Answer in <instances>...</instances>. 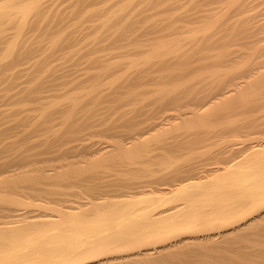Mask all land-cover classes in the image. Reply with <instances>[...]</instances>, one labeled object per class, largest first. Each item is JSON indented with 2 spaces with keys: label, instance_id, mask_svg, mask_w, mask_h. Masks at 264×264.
Segmentation results:
<instances>
[{
  "label": "bare ground",
  "instance_id": "bare-ground-1",
  "mask_svg": "<svg viewBox=\"0 0 264 264\" xmlns=\"http://www.w3.org/2000/svg\"><path fill=\"white\" fill-rule=\"evenodd\" d=\"M46 1H49V0H36V1L34 0V1H32L33 2L32 4L28 3L30 5L26 4L25 6H23V8L18 9V11L20 10L19 11L20 20H18L19 23L17 24L16 34L14 35V38H13L11 44L4 50L3 53L0 54V84L1 83L4 84L6 82L4 84L5 89H3V87H2L3 90L1 89V91H0L1 92L0 103H3V102H6L7 104L12 103L15 105H12V104L11 105L13 107H15L20 102L22 103L25 100L27 101L26 98L30 97L31 94L36 93L38 95L41 92H43V91L45 92L48 89H50V90L52 89L53 91L61 89V87L64 85L61 84V82H59V84H57L58 79L69 77L68 72H67V71H69V69H67L68 68V66H67L68 61L65 62V63H67L65 65V66H67V68L65 66H62L61 65L62 61H60L61 63H59V68H56V67L52 68V69H55L54 71H50L47 68L45 70L49 71V72L46 74V73H44L45 71L43 73H41L42 72L41 68L42 67L46 68L47 66H42L43 64H41V62H42L41 61L40 62L41 67H40V64H37V60H38V59H36L37 57L34 56L35 57L34 61L36 60V63L32 62V65H29L30 66L29 69H23V70L17 69L19 67L18 65L21 63V61H23L22 64L24 65V62H26L24 60H26V58L29 55L31 56V54L35 53L37 56L39 55V57H38L39 59H41V57L43 56L42 52H44V51H42L41 49L42 48L44 49V47L46 48V46H43L44 44L41 45L42 43H39L42 41L41 36H43V35H41L38 38V40H40V41L33 42V43H38L39 45H41V46H39L40 50L38 48H36V50H37V51L35 50L36 52L31 50L33 48H29L30 52L27 51V49H25L23 47V43H24L23 41L25 40V33H27V37H28L29 33L27 32V30L32 29V27L34 28V26H33L34 22L33 21H35V19L32 20L33 16L37 12H38V15H39V13H43V12H39L40 10L38 11V9ZM50 1H56V0H50ZM251 1L252 0H248L249 3H251ZM75 2H76V0H75ZM52 3L53 4L54 3L59 4L58 0L56 2H52ZM52 3H51V6L49 7V9L50 8L54 9V6L52 7ZM174 3L176 4V2H174ZM246 3H247V0H246ZM253 3H254V1H253ZM257 3L259 5L260 2H257ZM48 4H50V3H48ZM76 5H78L79 7L81 6V5H79V3L78 4L76 3V4H74V8ZM176 5H171L172 7H170V9L171 8L173 9V6H176ZM184 6H186V5H184ZM260 6H262V5H260ZM200 7H201V5H200ZM250 7H252V6H250ZM6 8L3 7L0 9V19L3 16L6 17L7 13L9 12ZM150 8H152V7H150ZM235 8H236V6H235ZM255 8H257V7H255ZM255 8L252 7V9H255ZM52 10H50V11H52ZM56 10L55 11L58 12V14H60L59 8L58 9L56 8ZM134 11H136V10L134 9ZM154 11H155V9H154ZM176 11H178V9ZM234 11L235 10L233 9V12ZM244 11H246V10L244 9ZM248 11L251 12L250 8L248 9ZM17 12H16V14H18ZM159 12H161V11H159ZM166 12H164V13H166ZM198 12H201V11H198ZM130 13L134 14V12H132V11H130ZM136 13H137V11H136ZM155 13H156V11H155ZM155 13H153V14H155ZM229 13L232 14L231 11ZM171 14L173 15V13H171ZM238 14H240V13L238 12ZM38 15H36L35 17H37ZM69 15H70V13H69ZM137 15H139V13ZM188 15H189V13H188ZM200 15H202V14H200ZM240 15L241 16L246 15V13L240 14ZM58 16H60V15H58ZM66 16H67V13H66ZM126 16H128V15H126ZM126 16H123V19ZM236 16H237V14L235 15V17ZM60 17H58V18L61 19L64 16L61 18ZM89 17H91V16H89ZM114 17L111 16L108 19H106L107 18L106 17L105 19L101 20V22H100L101 26L98 23L99 28H98V26H97V28L101 30L104 27H107V26L110 27V24L108 25V22L110 23V21ZM205 17L207 18V15ZM244 17H242V19ZM249 17H250V15H249ZM259 17H260V15H259ZM55 18H57V17H55ZM129 18H127L128 21H126V19H125V20H123V22H120V21H122L121 18H119L120 21L116 20V18H115V20L113 19V23H114V21L115 22L117 21L119 23V26H117V28H120V26L122 24L123 25L121 27L122 29L124 26L129 27L126 29H132L135 27L134 33H136V31H139V29L137 28V25H134V24H138L140 21H138V23H134L133 22V21H135V19H134V20H131V22H130ZM184 18H185V16H184ZM191 18H192V16L190 17V19ZM203 18H204V16H203ZM208 18H209V16H208ZM109 19H111V20L109 21ZM187 19H188V17H187ZM255 19L257 20L258 18H255ZM139 20L143 21L142 19H139ZM177 20H179V19H177ZM180 20H181V17H180ZM180 20L178 22L174 21L176 23V26L177 25L179 26V24H181ZM195 20H197V19H195ZM198 20H200V19H198ZM250 20H253V19H250ZM54 21H56V20L54 19ZM61 21H62V19L59 22H61ZM63 21H64V19H63ZM200 21H202V20H200ZM35 22L37 23L38 21H35ZM62 22H61V25H62ZM237 22H238V20H237ZM36 23L34 24L35 26H37ZM40 23H42V22H40ZM44 23H46V22H44ZM113 23H111V25ZM183 23L184 22H182V24ZM191 23H190V25H191ZM208 23H210V22H208V21L207 22H204V21L201 22L204 29H203L201 35H199V33H198L199 36L193 34L194 36L191 35V37H187V38L183 37V39H182V37H181V39H178V38L174 39L172 36V38H173L172 40H167L168 35L166 34L167 38H165L166 36L163 37L166 39V43L162 46H159V47H157L156 45H153L154 44L153 42H155L156 41L155 39H157L156 35H158V34H156V35L153 34L155 37L151 36V38L152 37L153 38L151 39L152 43L149 42L151 44L150 45L148 43V40H149L148 35L149 36L152 35V32H151V34L150 33L148 34L147 33L148 30L146 28H144L145 30H147V31H144V29L142 28V30L139 32H140V34L144 33L145 35H147L146 38L148 40L142 39L145 36L144 34H142L143 36L141 37V40H142L141 42H140V40L135 39L138 37H132V39L136 40V41L134 40V44H133V46H134L133 48H135L134 50L138 49L139 46L135 45L138 42H139L138 45L140 43H141V45H143V43H145L146 46L149 45L148 48L146 47L147 49L146 48L144 49V48H142V46H140L141 47V48L139 47L140 50L138 49L137 50L138 52L136 51L138 53V55H141V56L145 55L143 57L144 58L143 62L137 60L136 56H133V54L131 52L132 50H130V49L128 50V46L123 44L125 42V40L127 39V38L126 39L123 38V37H125L124 34L127 30L124 28V31H123L124 36L123 35L120 36L119 34H121V33L116 32L119 35L118 36L119 42L122 41L120 38H122L124 41V42L122 41L121 43H119L118 47L120 50L121 49L126 50V54H123L124 53V52H122L123 50L121 51L122 54L120 53V55H124V56H122V59H123V57L126 58L123 61L124 64H120V65H123V67L125 66V68H124L123 72L121 71V74H119V75H118L119 71L116 72L117 73L116 75H118V76L117 77L115 76V78L117 80H115L116 82L112 83L110 86H112V88H113L112 89L113 95H114V93H116V96L121 94L120 97L117 96V99L119 98V102H123V103L125 102V104L128 102L130 104L129 101H131V99L133 101L136 100L137 103H135L136 106H135V109L133 108L134 109L133 112H135L137 114V117L134 118V120H132V122H130V123H128L126 121L128 119L125 120L127 123L125 121L124 122L121 121V119H120V123H119L120 125L119 124L116 125V121H115V123L113 122L115 125L113 123L110 125V121H109L110 119L107 121H104L103 117H102V120H100L101 117H99L98 121L95 122L93 120L94 122H92L91 119H92V117H94V115H91V114L92 113L95 114V112L98 111L97 109L102 108L101 111H103L105 108V111L101 112V114H103V113L105 114V112H106V107L101 106L98 108V106H100V104H102V102H103V100H102L103 96L101 97V88L98 87V85L101 86L100 85L101 79H99L98 76L96 79H99L100 83L96 84L93 82L92 83L93 85L89 86L90 87L89 89H88V86L86 87L87 88L86 89L82 85H80L83 87L84 91L87 90V94L90 96L89 97L90 100L88 99V96L86 97V94L84 95L85 101L81 97L80 98L83 100L78 101L79 96L77 97L76 95H73L76 98L75 97L68 98V97H65L67 95L64 96L62 94L65 99L67 98L66 99L67 104L65 105L66 107L65 106H62V107L65 108V111H66V109L68 110V108H69L68 113L70 114V111L72 112L70 115L67 114V111L61 112L64 110V108H62V107H60L57 110L54 109L53 114L47 113L43 117L39 116V115H37V116H31L30 115L29 116L28 114L25 115L24 117H17V116H20V114H19L20 111H22V112L23 111L24 112L30 111V110H26V109L23 110L20 107L14 109L13 114H12L13 109L9 108L11 113L7 109L9 111L10 115L9 114L7 115L8 111H6V109H5V111L1 110L3 112H7L5 114L0 111V138L3 137V135L7 132L8 133L9 132H11V133L16 132L17 133L16 136H19L18 133H21L23 130L28 129V130H25L28 133L23 132L25 134V136L24 135H22V136L25 137L24 138L25 140L26 139L28 140V141L27 140L26 141L29 144V142H30L29 139L31 140L32 136H33L32 135L31 138H29L30 137L29 135L31 134V132H32V134H36L37 132H39V134H42L41 131H43V133L45 132L44 133L45 135L47 132L52 133V135H51L52 137H48V136H50V134L47 133V135H48V136L46 135L47 137L45 135H43V137H42L43 140H42V138H40V139L35 140V142L37 140H39L36 143L31 142L30 146L33 145V146H31L32 148H26L27 142H25L26 143V144L24 143L25 148L30 150L29 153L27 150L18 151L15 148V146L19 145V143L15 144L13 141L14 138L11 139L12 141L11 140H9V141L13 142L15 145L8 143L9 141L6 142L9 145L6 144L4 142L5 138H4V141H2V139H0V141H2L1 143H3V145L6 144L4 147L2 145L1 148L2 147L3 148L0 150V208L2 210H4V211H2L0 209V213H1V211L3 212L0 215V264H233V259L235 260L237 257L238 258L240 257L241 261H242V258H246V259L247 258H257L256 260L260 261L258 263L263 262V261L261 262V259L264 260V243H263L264 242V240H263V238H264V150L260 151V152H254L250 155H246V157H244V158L239 159L237 157L238 156L237 154L239 153V151L235 150L234 149L235 147H233L236 140L229 139V137H228V136H231L233 134L232 131H229V135H228V133L226 134V135H228L227 139H225L223 137L224 138L222 140L223 142H221L218 139L221 143L217 144V142H218L217 141L216 145L214 146V150L211 151L209 153V155H207L206 157L204 155H201L202 152L200 154L201 156L199 154H197V152H196L195 153L196 156H194V157H191L192 155L188 153L190 157L188 156L189 159L187 157V163H188V160L191 163H188L187 165H182V164L178 165L179 164L178 162L177 163L175 162L177 165L175 163L169 164L168 163L169 159L163 161L164 159L161 158V160H159L160 157L162 156L163 151H164L163 148H161L162 147L161 144L165 143L166 147H164V145H163L164 149H167V147L169 146V144H167L166 142L170 139L168 138V140H167V137H166V138H164V140H167L166 142H161L159 144L156 142L158 145L161 146L160 148L162 149V153H161V155H159L160 157L158 156L159 158H157L159 161L157 159H155L158 162L152 161V163H149V161L146 159L147 158V156H146L145 159L148 161V163L147 162L143 163L141 161L142 162L141 165L143 164V166H146V167H143L144 169H142V168L140 169V166H138V165H137L138 167H136L135 164H137V163H135V162H134L135 164L133 162H132L133 164L131 162H127L126 164L123 165V172L121 170L115 171V172L113 171L114 173L112 171H110L109 174L110 173H113V174L104 176L103 174L100 173V171L97 172L96 168H94V169L90 168L88 171L87 170L88 167L87 168L85 167L87 170V173L89 172L88 174L85 171H83L85 173V175L84 174H81V175L78 174L77 173L78 170L82 169V168H80L77 170V172L74 171L78 175H75L76 173L74 174L75 176H73V177H69V175H68L67 178L64 177L61 180L56 179V178L55 179L52 178V180H54V181L50 182L49 181L50 179L46 180L48 177L43 179V177H42L43 175L41 176V174L46 173V172L43 171V169H42L43 167L41 168L38 166V164H40V163L46 164V162L48 163L49 161H53V160L55 161V159H57L58 161L61 159L66 161V158L70 154H72V156L78 155L77 158L79 157L78 159L80 161V155H81V153L79 152L80 150L81 151L82 150L83 151H91V153H93L92 155L87 153V155H90L91 157L92 156L94 157V154H97V155L100 154L101 158L103 157L102 155H107V158H109L108 155H110L111 152L116 151L117 154L123 153L124 156H128L129 158H133V156H136V155H135V152H132L131 147H130L131 149L129 148V152H128L124 148L125 143L123 144V143L118 142V141L117 142L113 141L116 136L118 137L117 133L115 134L116 128L119 127V129L121 131H123L122 132L123 134L121 133L123 136L126 134L125 130L129 131V129H130L129 135L128 134L125 135V136L128 135V137L125 138V136H124V138H125L124 140L127 139L128 142L129 141L142 142V141H140L141 139L146 140L147 139L146 137H151L150 135L152 133H154L156 131L158 132L161 129L164 131V129L167 128L168 126H172L175 122L177 123V121H183V120L187 119L188 115L195 114L196 112H198L199 109L204 110L207 107L209 108L210 107L209 105H211V107H212L213 104H217L216 101H218V100L223 99L222 101L225 102L227 98L231 97L232 99H234L233 95L235 93L237 94V92L239 93V91L242 89V87H244L241 85L239 80L247 79L248 71L245 70L244 73L239 74L238 70H236L237 73L239 74V75L237 74L238 75L237 78L231 77L230 75L233 76L236 73L234 72L235 74H233L229 71V76H230L229 78H227V75L221 76V77H223V79L222 78L221 79L223 81L225 80L224 82L219 79L220 77L218 75H220L221 73L219 70H215V67H216L215 62L216 61H214L217 58L215 59L213 57L215 54L212 56V54L207 55V53H206V51L207 52L213 51L215 49L214 46L210 45V44H212V43H210V40H211V37H213V36L210 33V27L211 26ZM239 23H237V24H239ZM43 24H41V25L38 24V26L40 27ZM46 24L48 25L49 23L47 22ZM52 24H54V23L52 22ZM55 24H58V27L61 30L62 27L59 26L60 24L56 23V22H55ZM216 25H217V23H216ZM232 25H233V23H232ZM247 25H246V27H247ZM44 26H45V24H44ZM55 26L56 25H54L52 28L54 29ZM65 26H63V27H65ZM163 26H165V25H163ZM176 26L174 25V27H176ZM47 27H46V29L49 28V27L48 28ZM68 27H71V25ZM68 27H67V29H68ZM75 27L77 28V25ZM109 27H108V30L110 29ZM153 27H154V25H153ZM153 27L151 26L149 28L150 31L152 30ZM165 27H167V26H165ZM180 27H178V28L176 27V28L179 29ZM241 27H244V26H241ZM52 28H49V29H52ZM171 28H173L172 24H171ZM181 28L184 29L183 27H181ZM67 29H66V32H64L62 34H61V32H63L64 29H63V31L61 30L60 33L57 32V33L61 34L60 36H58L59 35L58 34L57 37H59L58 41H61L60 43H63L64 45H66L65 47H70L72 44L74 45L73 42L71 44V41L74 40L73 36H72L73 31H75V30L77 31V29L80 30V29H82V27L81 28L78 27L77 29H74V30L71 29L72 35L70 33L66 34L68 32V30H70V28L68 30ZM160 29H161L160 31L162 33V31H164V30H162V27H160ZM164 29H165V32H167L166 28H164ZM42 30H44V29H42ZM254 30H256V29H254ZM48 31H50V30H47V32ZM82 31H83L82 34H84V30H81V32ZM109 31H108V34H109ZM142 31H144V32H142ZM186 31H187V29H186ZM248 31H249V29H248ZM258 31L262 32V29L258 30ZM171 32H174V31H171ZM171 32L168 31L167 33L169 34ZM178 32L179 31H177V33ZM36 33H37V31H36ZM54 33L57 34L56 32H53V34ZM77 33L81 36V40H82V36L86 37V34L82 35L79 32H77ZM155 33H159V32L156 31ZM177 33H174V35L176 34V36H178V35H180L179 33H181V32H179L178 35H177ZM239 33H241V32H239ZM250 33L252 34V31ZM37 34H39V33H37ZM37 34H35V35H37ZM74 34L76 35V33H74ZM117 34L114 33V35H116V38H117ZM247 34H245V35H247ZM50 35L53 36L52 34H50ZM50 35L48 36V38H51ZM79 35H78V38H79ZM103 35H106L105 32L103 33ZM133 35L135 36V34H133ZM172 35H173V33H172ZM46 36H47V34H46ZM138 36H140V35H138ZM170 36H171V34H170ZM252 36H254V35H252ZM252 36H251V38H252ZM34 37H36V36H34ZM54 37H56V36H54ZM76 37H75V39H76ZM97 37L98 36L95 37V41L94 40L92 41L93 43L98 42ZM100 37H102L103 40H105L103 36H100ZM157 37H159V35ZM45 38H47V37H45ZM114 38H115V36H114ZM116 38H115V40H116ZM71 39H73V40H71ZM100 39H98V40L100 41ZM110 39L112 40V38H110ZM248 39H249V37H248ZM79 40H77V41H79ZM27 41H25V42H27ZM29 41H30V39H29ZM181 41L192 46L190 48H191L193 54L199 55L200 52L202 54L200 53L198 58L196 57V59L194 58L193 60H191L190 56L185 55L187 52H191L189 46H188L189 50L187 48L179 50L180 45H181V44H179V42H181ZM65 42H66V44H65ZM79 42H81V41H79ZM79 42H77V43L79 44ZM103 42H106V41H103ZM103 42H102V44H103ZM110 42L108 41V43H105V45L107 47L110 46L109 51H111L110 49H112L111 45L108 46V44ZM256 42H254V43L256 44ZM29 43H27V45H29ZM95 43L92 45L94 46ZM111 43H113V42H111ZM177 44H179V45H177ZM198 44H200L201 49L195 48V47H197ZM84 45H85V43H84ZM98 45H100V43L96 44V46H98ZM113 45H114V43L112 44V47H113ZM176 45H177V47L179 46V48H177L178 50L176 48H174ZM219 45H221V44L219 43ZM33 46H35V45H33ZM75 46L76 45H74L72 47H75ZM78 46H81V44ZM78 46L75 48H78ZM143 46H145V45H143ZM258 46H260V45H258ZM27 47H29V46H27ZM36 47H38V46H36ZM57 47H58V45H57ZM61 47H62V45H61ZM252 47H253V45H252ZM256 47H253L254 50ZM104 48H106V47L104 46ZM114 48H115V45H114ZM224 48H225V46H224ZM95 49H96V47H95ZM221 49H222V47H221ZM38 50L42 54V56H41V54H39ZM46 50H47V48H46ZM46 50H45L44 56L46 55V52H48ZM53 50H54V52H51ZM55 50H58V49H56V46L52 47V50L50 49L49 53L54 55L56 52ZM59 50H61V52L64 51V50L62 51V49H59ZM86 50H87V48H86ZM251 50L253 51V49H251ZM260 50L263 51L262 49H260ZM95 51H97V50H95ZM95 51H91V53H93ZM261 51H260V53H261ZM79 52H80V50H79ZM106 52H108V49ZM214 52H215V50H214ZM234 52H236V51H234ZM240 52H242V50ZM56 53H58V52H56ZM70 53L71 52H69V54ZM111 53H113V51ZM260 53H259V55H260ZM69 54H68V56H69ZM73 54H72V56H73ZM105 54H108V53H105ZM101 55H103V54H101ZM101 55H99V56H101ZM108 55H112V54H108ZM138 55H137V57H138ZM183 55L187 56V59L185 56H184L185 58H183ZM239 55H240V53H239ZM54 56H56V54ZM54 56H52V57H54ZM68 56H66V57L68 58ZM91 56H92V54H91ZM191 56H192V54H191ZM245 56H247V55H245ZM262 56L264 57V53ZM46 57L48 58L51 56L49 54H47ZM66 57H64V58H66ZM75 57H76V55H75ZM107 57L108 56H106L105 59H107ZM193 57H195V55H193ZM245 58H248V57H245ZM262 58H261V60H262ZM95 59H96V56H95ZM97 59H96V61H97ZM105 59L103 61V58H102V61L105 62L106 61ZM117 59H119V58H117ZM62 60L64 61V59H62ZM77 60H75L77 62L76 65H78ZM93 61H94V63L96 62L95 60H93ZM257 61H259V60L257 59ZM27 62L30 63V61L28 59H27ZM69 62H71V60H69ZM103 62L101 63L102 67H104ZM109 62L104 63V65L106 64V66H108L107 68L105 67V69L103 68L104 72H105V70L107 71V69L110 68L111 71L114 70V74H115V71L117 70L115 68L116 63L114 65L115 67L114 66L110 67ZM117 62H118V60H117ZM120 62L121 61H119V63ZM233 62L234 61H232V63ZM38 63H39V61H38ZM82 63H83V60H82ZM260 63H259V65L261 66ZM73 64H74V62H73ZM194 64H195V66L193 67ZM196 64H199V66L197 67ZM220 64H221V62H220ZM60 65H61V67H60ZM92 65H94V64L92 63ZM27 66H25V67H27ZM89 66H91V65H89ZM95 66H96V64H95ZM95 66H91L90 69L92 67H95ZM118 66L119 65H117V67ZM85 67H87V65ZM173 67H175V68H173ZM222 67H225V65L224 66L222 65L221 68ZM242 67H243V65H242ZM77 68H78V66H77ZM82 68H83V66H82ZM121 68H122V66H121ZM229 68H231V67H229ZM233 68H235V67H233ZM65 69H67V70H65ZM95 69H96V67H95ZM103 69H101V70H103ZM119 69H120V67L118 68V70ZM200 69L203 70L204 73H201L198 76H196V75L194 76L192 74V73H194V74L196 73V71L194 72L193 70L198 71ZM42 70H44V69H42ZM92 71L90 70L89 72H92ZM111 71H110V73H111ZM240 71L242 72V70H240ZM73 72H74V70H73ZM107 73H108V71H107ZM100 74L102 75V72L99 73V75ZM114 74H112L111 76H113ZM188 74H190V75L192 74L193 77L192 76L190 77V75H188ZM226 74H228V71ZM72 75H71V77H72ZM76 75H74V76L76 77ZM79 75L80 74H78V76ZM74 76L72 77V79L74 78ZM87 76L86 77L89 79V81H91L90 79H92V81H94L93 79L96 77V74L90 75V73H89V75H87ZM79 77H81V76H79ZM99 77L101 78L102 76H99ZM105 77L106 78L108 77L107 74H106V76H104V78ZM130 77H133V80H131ZM21 78H23L25 81H20ZM104 78L102 77V79H104ZM217 79L219 81H217ZM248 79H250V81H251V79H255V78L251 77ZM84 80H85V78H84ZM255 80H252V81H255ZM55 81H56V83H55ZM216 81H217V83L219 82L217 85H216ZM247 82H249V81H247ZM193 85H197V87L200 86L202 88V91H200L199 89H201V88L198 87L197 88L199 90L198 92H191V91H197L196 89H194V90H192L193 88L191 89V86H193ZM102 87H104V85ZM74 88H75V86H74ZM107 88H109V87H107ZM209 88H212L213 90L209 89ZM83 89H81V90H83ZM109 89L111 90V87ZM88 90H89V92H88ZM110 90H108L106 92H108L110 94V92H109ZM124 90L126 92L127 91L129 92V96H128L129 99H127L128 97L125 98L128 93H126ZM210 90H212V91H210ZM12 91H13V93H11ZM76 91L77 90H75V92ZM78 92H79V90H78ZM205 92H207V93L211 92V94L207 95L208 97L207 96H201V95H203V93H204V95H206ZM123 93L124 94L126 93V96L123 95ZM104 94H107V93H104ZM239 94H237V96H235V98L239 97ZM62 95H59V97L60 96L62 97ZM121 96L123 98H121ZM202 97H203V99H202ZM204 97H205V99H204ZM23 98H25V100ZM42 98H44V97H42ZM42 98H38V99L35 98V99H32L31 101L34 102L35 104L39 103V105H41L42 104L41 101L45 100ZM86 99H88V100L86 101ZM21 100H23V101H21ZM115 100L116 99H114L113 101L115 102ZM108 101H109V103L111 102L110 104H112L111 100H108ZM222 101H219V103ZM32 102H30V103H32ZM134 102H133V106H134ZM227 102H229L228 99H227ZM227 102H225V103H227ZM6 103H5V105H6ZM131 103H132V101H131ZM113 104L115 106L116 102ZM127 104H126V106H127ZM220 104H222V103H220ZM117 105L119 106L120 104L117 102ZM150 105H153L154 107L151 109ZM37 106L38 105H35L32 108L35 109L34 107L37 108ZM110 106L112 108V105H110ZM110 106H109V108H110ZM148 106H150V107H148ZM217 106L220 107V105H217ZM258 106H259V104H258ZM38 107H40V106H38ZM211 107H210V109H211ZM219 107H217V108L219 109ZM253 107H254V105H253ZM255 107H256V105H255ZM123 108H124V106H123ZM147 108H150V110H148ZM131 109L132 108H130V110ZM16 110H20V111H16ZM189 110L192 112H190ZM186 111H188V113ZM98 112L100 113V111H98ZM57 113H60V114L62 113V116L64 115L63 113H66V115H64V116H67V117L69 116V117L68 118L67 117L66 118L61 117L62 121L60 122V125H62L63 127L60 126L59 123H57L59 126L54 123L56 125V127L58 126L60 128V129L55 128V125H54V128L57 129V130H55L54 128H52L53 123H50V120L52 118H54V120H55L57 115L52 117V118H51V116H53ZM60 114H58L59 117L57 116V119L59 118V121L61 119ZM101 114H97V116L98 115L101 116ZM133 114L134 113H132V115ZM203 114H204V112H203ZM197 115L199 116V114H197ZM76 116H78V117H76ZM192 116H194V115H192ZM227 116L228 115H226V117ZM189 117H188V120H189ZM9 119L13 120V121L10 120L11 122H13L12 125L9 124ZM93 119H95V118H93ZM194 119H196V118H194ZM198 119H199V117H198ZM88 120L89 121L91 120V123L88 122ZM219 120L221 121V119H219ZM222 120H223V118H222ZM108 121H109V125H106L105 123L106 122L108 123ZM196 121H197V119H196ZM2 122H4L5 124L7 123L10 126L8 125L9 127L8 126L4 127L6 129L2 128L3 130H1V125H3ZM53 122H55V121H53ZM117 122H119V121L117 120ZM121 122L126 123V124L123 125ZM185 122H188V121H185ZM204 122H205V120H204ZM194 123L197 125L198 122L197 123L194 122ZM49 124H51L50 125L51 127H49ZM233 124H231V125H233ZM187 125H188V123H187ZM235 125L236 124H234V126ZM133 126H135V127H133ZM198 126L199 125H197V127ZM201 126H202V124H201ZM227 126L230 128V126L228 124H227ZM244 126H245V124H244ZM254 126L257 127L256 125H254ZM121 127H124L126 129H124V128L122 129ZM128 127H130V128H128ZM132 127L134 128V132L131 129ZM185 127H187V126H184V128ZM228 127H226V128L228 129ZM193 128H195V127H193ZM193 128H191V129H193ZM211 128H213V127H211ZM90 129L91 130L93 129V130L90 131ZM95 129H97V130H95ZM186 129L188 130V133H189L190 132L189 129L188 128H186ZM230 129H232V128H230ZM237 129L239 131V128H237ZM86 130H89L90 132L84 134V132H86ZM175 130H176V128H175ZM225 130H223V131H225ZM243 130H244V133H240L242 131H240V132L234 131L235 135L233 134V136L230 138L240 136V137H242V139L245 138L244 142H246V143H247V141L250 142L248 131L246 130V133H245V128ZM121 131H119V135H120ZM200 131H199V133H200ZM80 132H83V133L79 136ZM177 132H180V130H178ZM177 132H173V133H177ZM215 132H217V129L215 130ZM215 132L213 131V133H215ZM250 132H251V129H250ZM180 133H181L182 137L185 136V135L183 136V134H182V133H184L183 131ZM220 133H221V131H220ZM230 133H232V134L230 135ZM15 134H13V135L15 136ZM39 134H36V135L41 137V135H39ZM177 134H179V133H177ZM198 134H196V135H198ZM93 135H95V136L97 135L96 137H99V135H100V136L104 137L103 140L104 139H108V140L113 139L112 141L114 143L106 144L107 143L106 142L107 140H106L105 145L103 147L100 146L101 148H98V149H97V147H96V149H94L93 145L95 143L85 145L84 143L87 141V140L85 141V139H87L90 136L92 137ZM164 135H162V136H164ZM181 135H180V137H181ZM196 135H194V136H196ZM207 135H208V133H207ZM35 136H33V138ZM169 136L175 137L173 135H169ZM215 136H217V135H215ZM44 137H46V138L44 139ZM84 137H85V139H84ZM192 137H193V135H192ZM10 138H12L11 135H10ZM20 138L17 137V139H20V140H18V142L21 140L23 142L24 139H22L23 137H21V135H20ZM197 138H199V137H197ZM258 138H260V137H257L256 139H258ZM6 139H8V138L6 137ZM175 139H173L172 141H174ZM178 139H180V138H178ZM178 139H176V140H178ZM193 139L195 141L196 138H193ZM211 139H209V140H211ZM216 139H214L213 142H215ZM235 139H237V138H235ZM122 140H123V138H122ZM186 140H187V138H186ZM189 140H191V137ZM202 140H199V141H202ZM147 141H149V140L147 139ZM156 141H159V140L156 139ZM178 141H180V140H178ZM15 142H17V141L15 140ZM80 142H83V144ZM187 142H188V140H187ZM255 142H257V141H255ZM71 143H73V144L79 143V144L71 145ZM143 143H146V141L145 142L143 141ZM156 143H154V144H156ZM168 143H169V141H168ZM174 143H173V145L176 144V143L175 144ZM178 143H177V145H178ZM64 144H67V145H64ZM80 144H82V145H80ZM131 144L133 145L135 143L130 142V146H132ZM139 144H141V143H139ZM157 144H156V147H157ZM180 144L182 145L183 142H181ZM180 144L178 145V147L176 145V147L179 149H174L172 147L173 145L171 144L170 150L167 149L165 151L168 152V154L178 153L176 155H179V153L181 151L180 149L184 148L183 145L185 143L182 145L183 147L181 146V148H180ZM199 144H201V143H199ZM208 144H209V141H208ZM213 144L214 143H212V145ZM190 145H191V143H190ZM196 145H197V142H196ZM209 145H206V146H209ZM237 145H239V144H237ZM243 145H244V143H243ZM63 146H67V147L63 148ZM133 146H135V145H133ZM194 146H195V144H194ZM194 146H192V147H194ZM247 146H249V145H246V148L248 150V148H250V146L249 147H247ZM17 147H19V146H17ZM92 147L94 150L92 149ZM195 147H197V146H195ZM238 147L241 148L240 145ZM198 148H200V146ZM204 148H205V146H204ZM19 149H20V147H19ZM33 149L34 150L38 149V151L36 153L32 151L33 153H31V150H33ZM150 149L152 150V146ZM184 149L186 150V147ZM76 150L78 151V153L80 155L78 153L75 154V152H77ZM156 150H158V149H155V152H156ZM200 150H199V152H200ZM254 150L258 151V149H255V148H254ZM53 151L57 152L56 157L51 158V159L47 158L48 156L46 158L44 157V155L47 153H50V152L55 153ZM83 151H82V153L84 154ZM196 151H197V149H196ZM206 151H207V149H206ZM73 152L75 155L73 154ZM140 152H141V150H140ZM166 152H165V154H167ZM3 155H5V157ZM112 155L113 154H111V156ZM121 155L122 154H120V156ZM184 155L185 154H183L181 156L184 157ZM113 156H115V153ZM152 156H153V154H152ZM152 156H151V158H152ZM197 156H200V157L203 156L205 158H203V159L198 158L197 159ZM180 157H179V159H180ZM69 158L70 157H68L67 160ZM82 158H84V157H82ZM107 158H105V160ZM149 158H150V156H149ZM191 158H193V159L195 158L196 160H193ZM99 159H97V160H99ZM181 159L183 161L185 160L182 157H181ZM190 159H191V161H190ZM71 160H73V159H71ZM62 161H60V162H62ZM85 161H87V160H85ZM93 161H94V159H93ZM166 161H167V163H166ZM173 161H174V159H173ZM73 162H74V160H73ZM118 163L119 162H117V164ZM146 163H147V165H145ZM180 163H182V161ZM62 164H60L62 166L59 167L60 171H58V172H61V169L70 168L73 163H68L66 165L64 163H62ZM86 164L84 163L85 166H86ZM112 164H113V162H112ZM74 165L75 164H73V166ZM97 165H96V167L98 168ZM93 166L95 167V165H93ZM93 166H91V167H93ZM108 166H110V165H108ZM119 166L121 167L122 165H119ZM45 167H46V165H45ZM74 167H72V168H74ZM99 167H101L100 169H102L103 166L99 165ZM25 168L29 169V171L25 170ZM55 168H56V166L53 169L55 170ZM22 169H24V170H22ZM50 169L52 170V168H50ZM57 170H59V169L57 168ZM66 170L69 171V169H66ZM18 171L19 172L23 171V173H21V172L19 173ZM107 171H108V169H107ZM52 172L54 175L55 174L54 171H52ZM34 173H35L36 177L34 175H32ZM61 173H63V170ZM65 173H67V172H65ZM68 173H70V172H68ZM72 173H73V171H72ZM28 174H30V175H28ZM49 174H50V172H49ZM64 174H62V175H64ZM45 175H47V174H45ZM57 177H59L58 173H57ZM44 180H46V181H44ZM55 180H59V181L56 182ZM53 182H55V183H53ZM41 184L46 186L45 189L43 187H41L42 186ZM53 185H54V187H55V185L60 186L63 190L62 191H56L60 187H56V189H55L53 187ZM48 186H50L49 188L50 189L52 188V189L51 190L46 189V188H48ZM74 188H78L80 192H77L78 190L74 191V190H76ZM71 189L73 192L70 191ZM80 189L81 190L83 189L84 192L83 191L81 192ZM7 190H8V194L6 192ZM16 190L17 191L20 190V192H23V193L26 192L28 195H26L25 193H24V195H26L27 197L30 195L33 198L37 197V198L42 199V200H40L41 204H38L39 202L36 201L38 204L37 205L36 202L34 201L36 204L35 205L36 210L31 211L30 208H33V206H31V207H28L30 209V211H26L28 208L23 209L21 207H25V206L27 207V205L29 206V204H31V203H32V205H34V202H33L34 199L29 196V198H31L32 202L31 201H30V203L29 202H26V203L22 202L21 200H23V199L21 197L24 196V195H22V193H21L22 196L18 195L15 197V194L12 195L11 192L12 191L14 192ZM58 190H60V189H58ZM9 192L12 196H10ZM29 198L28 199L26 198V199L29 201ZM35 207H34V209H35ZM246 238H252L254 241L257 240V242H258V238H262L263 242L260 245L254 243L255 246L248 247V248L246 246H239V243H241V241L243 239H246ZM243 242H244V240L242 241V244H243ZM259 242H261L260 239H259ZM251 244H252V242H251ZM258 246H260V247H258ZM234 255L237 257L235 258ZM251 261H253V260H251ZM251 261L248 259V262H251ZM245 262H246V260L244 261V263ZM240 263L244 264L242 262H240ZM251 264H253V263H251ZM262 264H264V263H262Z\"/></svg>",
  "mask_w": 264,
  "mask_h": 264
},
{
  "label": "rangeland",
  "instance_id": "rangeland-1",
  "mask_svg": "<svg viewBox=\"0 0 264 264\" xmlns=\"http://www.w3.org/2000/svg\"><path fill=\"white\" fill-rule=\"evenodd\" d=\"M32 1H34V0H0V9L1 8H3V7H7L6 9L9 11L8 13H7V15H6V17L5 16H3L1 19H0V54L1 53H3L4 52V50L11 44V42H12V40H13V38H14V35L16 34V31H17V24L19 23V21L18 20H20V18H19V15H20V13H19V11H18V9H21V8H23V6H25L26 4L27 5H30V4H28V3H33ZM36 1V0H35ZM50 1V0H49ZM46 1L44 4H42L41 5V7L38 9V11L39 12H43V13H39V15H38V12L33 16V18H32V20L33 19H35V21H38L37 23L35 22V21H33L34 22V24L36 23V25L37 26H35L34 24H33V26H34V28L32 27V29H28L27 30V32L29 33L28 34V37H27V33H25V40L23 41L24 43H23V47L25 48V49H27V51H29L30 52V50H29V48H33V49H31V50H33V51H35L36 50V48H38L39 50H40V48H39V46H41V45H43V46H46V48H47V50H46V48L44 47V49L42 48L41 50L42 51H44V52H42L43 53V56H44V54H45V50L46 51H48V52H46V55L43 57L42 56V54L39 52V50H38V52H39V54H41V59H39L38 57H39V55L37 56L35 53H33V54H31V56L29 55L27 58H26V60H24V61H26V62H24V65L22 64L23 63V61H21V63L17 66L18 68L17 69H29L30 68V66L29 65H32V62L34 63H36V60L34 61V58L35 57H37L36 59H38L37 60V64H40V62H41V64H43L42 66H47L46 68H44V67H42L41 68V73H43L44 71V73H48L49 71H46L45 69H47L48 68V70H50V71H54L55 69H52V68H54V67H56V68H59V63H61L60 61H62V63H61V65L62 66H65L67 63H65V62H67L68 61V64H67V66H68V68H67V66H65L67 69H69V71H67L68 72V76L71 78H69V77H65V78H59L58 79V83L57 84H59V82H61V84H63L64 86H62L61 87V89H59V90H50V89H48V90H46L45 92L43 91V92H41L40 94H31L30 95V97H25L26 99H27V101L25 100V98H23L25 101H23V100H21V101H23L22 103L20 102L17 106H15V107H13L12 105H15V104H12V103H9V104H7L6 102H3V103H0V111L1 110H4L5 111V109H6V111H8L9 110V108L10 109H13L12 110V114H13V112H14V109H16V108H22L23 110L24 109H26V110H30V111H26V112H22V111H20V110H16V111H20L19 112V114H20V116H17V117H24L25 115H31V116H37V115H39V116H44V115H46L47 113H49V114H53V112H54V109L55 110H57V109H59L60 107H62V106H65L66 104H67V98L65 99L64 98V96L65 95H67V96H65V97H68V98H70V97H75V96H73V95H76L77 97H78V101H80V100H83L84 99V101H85V97H84V95L86 94V97L88 96V99H89V95L87 94V90L86 91H84V89H83V87L84 88H86L87 86H88V89L90 88L89 86H92L93 84V82L94 83H96V84H98V83H100V85L101 86H99L98 85V87H100L101 88V97L103 96V98H102V100H103V102H102V104H100V106H98V108L99 107H101V106H103V107H106V112H105V114L103 113V114H101V112H104L105 111V108H104V110L103 111H101L102 110V108L101 109H97L98 111H100V113L98 112H95V114L94 113H92L91 115H94V117H92L91 115V117H92V122H96V121H98L99 120V117H101L100 118V120H102V117H103V120L104 121H107V120H109L110 121V125L114 122L115 123V121H116V125L117 124H119L120 123V119H121V121H125L126 119H128V120H126L128 123H130V122H132V120H134V118H136L137 117V114L135 113V112H133L134 111V109H135V103H137L136 102V100H132L131 98V101H132V103H131V101H129L130 102V104L128 103H126L127 104V106H126V104H125V102L123 103V102H119V98L117 99V96L118 97H120V95L121 94H119V95H117L116 96V93H114V95H113V88H112V86H110L112 83H114V82H116L115 80H117L116 78H115V76L117 77L119 74H121V71L123 72V70H124V68H125V66L123 67V65H120V64H124L123 63V61H124V59H126V58H124L123 57V59H122V56H124V55H120V53H121V51L122 52H124L123 54H126V50H124V49H119V47H118V45H119V43H121L122 41H123V39L122 38H120L121 40V42H119V39H118V36L120 35H123L124 34V28L126 29V28H129V27H126V26H124L123 27V29L121 28L123 25L121 24V26H120V28H117V26H119V23L116 21H114V23H113V19L115 20V18H116V20H119L120 21V19L119 18H121V20L122 21H120V22H123V20H125L126 19V21H128V19L127 18H129V20H130V22H131V20H134L135 19V21H133L134 23H138V21H140L138 24H134V25H137V28L139 29V31H141L142 30V28L144 29V28H146L147 30H145L144 29V31H147V33L149 34H151V32H152V35H148V37H149V40L146 38V36L147 35H145L144 33H142V32H144V31H142L141 33L142 34H144L145 36V38L143 37L142 39L143 40H148V43L149 42H151L152 43V41H151V39L153 38V37H155L153 34H158L159 35V37H157L158 35H156V38L157 39H155L156 41L155 42H153L154 44L153 45H156L157 47H159V46H162V45H164L165 43H166V39L165 38H167V36H166V34L168 35V38H167V40H172L173 38L174 39H176V38H178V39H181V37H182V39H183V37H185V38H187V37H191V35L192 36H194V35H198V33H199V35H201V33H202V31H203V29H204V27H203V25L201 24V22H210V23H208L211 27H210V33L212 34V36L215 38H213V37H211V40H210V43H212V44H210L211 46H214V50H215V52H214V50L213 51H206V53H207V55L208 54H212V56L216 59V60H214V61H216L215 62V65H216V67H215V70H219L220 71V75H218L220 78V80L221 81H223L222 79H223V77H221V76H225V75H227V78H229L230 76L231 77H235V78H237L238 77V75L240 74V73H244L245 72V70L246 71H248V77H247V79H241V80H239V82L241 83V85L242 86H244V87H242V89L239 91V93L237 92V94H239V97H237V98H235V96H237V94L235 95H233L232 97L234 98V99H232L231 97L230 98H227L228 99V101L229 102H227V99H226V101L225 102H227V103H225V102H223L222 100L223 99H221V100H218V101H216L217 102V104H213L212 105V107H211V105H209L210 107H211V109H210V107L208 108H205L204 110L203 109H199L198 110V112H196L195 114H191V115H188V117H189V120H188V117H187V119H185V120H183V121H177V123L175 122L172 126H168L167 128H163L164 129V131L161 129V130H159L158 132L156 131V132H154V133H152L150 136L151 137H146L149 141H147V139L146 140H144V139H141L140 141H142V142H139V143H141V144H139L137 141H127V139L126 140H124L126 137H128V135H129V133H130V129H129V131L128 130H125V132H126V134H128L127 136H125V138H124V136L122 135L123 133V131H121L120 129H119V127L118 128H116V130H115V134L117 133V135H118V137L116 136L115 138H114V142H121V143H125L124 144V148L126 149V151H128L129 152V148L132 150V152H135V155L136 156H133V158H129L128 156H124L123 155V153H120V154H122L121 156H120V154L118 155L117 154V152L115 151V152H111L110 153V155H108V157L109 158H107V155H102L103 157L101 158V156H100V154H94V157L92 156H90V155H92L93 153H91V151H83L84 152V154L82 153V151L80 150L79 152L81 153V155L78 153V149L76 150L77 152H75V154L76 153H78L79 155H80V161H79V157L77 158V156L78 155H76V156H72V154H70L68 157H70L68 160H67V158H66V161H64L63 159H61V160H57V159H55V161L53 162V161H49L48 163L46 162V164L45 163H40V164H38V166L39 167H43L42 169H43V171L44 172H46V173H43V174H41V176L43 177V179H45V178H47L46 180H48V179H50L49 181L51 182V181H54V180H52V178L53 179H59V180H61V179H63L64 177L65 178H67L68 177V175H69V177H73V176H75V175H78V174H84L85 175V173L83 172V171H85L86 173H87V170L89 171V169L90 168H96V171L98 172V171H100V173L101 174H103L104 176L106 175H110V174H113L115 171H122L123 172V165L124 164H126L127 162H135V163H137V164H135L136 165V167H138V166H140V169L142 168V169H144L143 167H146V166H143V164L141 165V163L143 162H147L148 163V161H149V163H152V161H154V162H158L159 160H161V158L162 159H164L163 161H165V160H167V159H169L168 160V163L169 164H174L175 162L177 163H179L178 165H187L188 163H191V162H189V160H188V163H187V157L189 156V154H191L192 156L191 157H194V156H196V152H197V154H201V152H202V154L201 155H204L205 157L207 156V155H209V153L211 152V151H213L214 150V146L216 145V142H217V144L218 143H221V142H223L222 140L225 138V139H227L228 137H229V139H232V140H236V142H235V144H234V146L233 147H235L234 149L235 150H237V151H239V153L237 154L238 156V158L239 159H241V158H244V157H246V155H250V154H252V153H254V152H260V151H263L264 150V57L262 56L263 55V53H264V0H252L251 1V3H249L248 2V0H247V3H246V0H76V2H75V0H58V2H59V6L57 5V4H53L52 2H56V1ZM253 1H254V3H253ZM260 2L259 3V5H258V3L257 2ZM174 2H176V4L174 3ZM180 2V3H179ZM242 2V3H241ZM263 2V3H262ZM48 3H50V4H48ZM51 3H52V7L54 6V9L53 8H50L49 9V7L51 6ZM78 4L79 3V5H81L80 7L78 6V5H76L75 6V8H74V4ZM186 5V6H184V5ZM257 4V5H256ZM46 5V6H45ZM171 5H176V6H173V9L171 10L170 9V7H172ZM200 5H201V7H200ZM244 5V6H243ZM252 6L253 8H255V7H257V8H255V9H252V7H250V6ZM256 5V6H255ZM260 5H262V6H260ZM235 6H236V8H235ZM58 9L59 8V13L60 14H58V12H56L57 10H56V8ZM150 7H152V8H150ZM180 7V8H179ZM247 7V8H246ZM43 10H42V9ZM47 8V9H46ZM63 8V9H62ZM65 8V9H64ZM67 8V9H66ZM178 9V11H176L177 9ZM250 8V10H251V12H249L248 11V9ZM10 9V10H9ZM53 9V10H52ZM134 9L137 11V13H136V11H134ZM152 9V10H151ZM154 9H155V11H156V13H155V11H154ZM233 9L235 10L234 12H233ZM238 9V10H237ZM244 9L246 10V11H244ZM6 10V11H7ZM50 10H52V11H50ZM56 10V11H55ZM65 10V11H64ZM184 10V11H183ZM240 10V11H239ZM253 10V11H252ZM18 11V12H17ZM130 11H132V12H134V14H132V13H130ZM159 11H161V12H159ZM167 11V12H166ZM171 11V12H170ZM198 11H201V12H198ZM203 11V12H202ZM232 12V14H230L229 12ZM240 13V14H245L246 13V15H240V14H238V12ZM16 12L18 13V14H16ZM62 12V13H61ZM130 14H129V13ZM158 12V13H157ZM163 12V13H162ZM164 12H166V13H164ZM243 12V13H242ZM248 12V13H247ZM65 13V14H64ZM66 13H67V16H66ZM69 13H70V15H69ZM139 13V15H137ZM153 13H155V14H153ZM161 13V14H160ZM171 13H173V15L171 14ZM188 13H189V15H188ZM202 14V15H200V14ZM235 13V14H234ZM57 14V15H56ZM125 14V15H124ZM136 14V15H135ZM176 14V15H175ZM198 14V15H197ZM207 15V18L205 17L206 15ZM237 14V16L235 17V15ZM250 15V17H249V15ZM258 14V15H257ZM36 15H38L37 17H35ZM58 15H60L61 17H63V18H61L60 16H58ZM63 15V16H62ZM108 15V16H107ZM115 16L114 18H112V20L111 19H109V21H110V23L108 22V25L110 24V27L109 26H107V27H104V28H102L101 30L100 29H98L99 28V24H100V22H101V20H103V19H105L106 17V19H108L109 17H111V16ZM126 15H128V16H126ZM131 15V16H130ZM161 15V16H160ZM197 15V16H196ZM234 15V16H233ZM259 15H260V17H259ZM8 16V17H7ZM89 16H91V17H89ZM93 16V17H92ZM123 16H126V17H124V19H123ZM183 16V17H182ZM184 16H185V18H184ZM192 16V18L190 19V17ZM203 16H204V18H203ZM208 16H209V18H208ZM241 16V17H240ZM246 18H245V17ZM253 16V17H252ZM256 16V17H255ZM35 17V18H34ZM55 17H57V18H55ZM58 17H60L61 19H62V21H63V19H64V21L62 22V25H61V22H59L61 19H59ZM118 17V18H117ZM180 17H181V20H180ZM187 17H188V19H187ZM212 19H211V18ZM242 17H244L243 19H242ZM258 18L257 20L255 19V18ZM56 20V21H54V19ZM132 18V19H131ZM183 18V19H182ZM203 18V19H202ZM37 19V20H36ZM59 21H58V20ZM139 19H142L143 21H141V20H139ZM177 19H179L180 20V22H181V24H179V26L177 25L176 26V23L175 22H178L179 20H177ZM186 21H185V20ZM195 19H197V20H195ZM198 19H200V20H202V21H200V20H198ZM208 19V20H207ZM215 19V20H214ZM241 19V20H240ZM250 19H253V20H250ZM161 20V21H160ZM177 20V21H176ZM188 20V21H187ZM237 20H238V22H237ZM240 20V21H239ZM163 21V22H162ZM175 21V22H174ZM40 22H42V23H40ZM44 22H48L49 24L47 25L46 23H44ZM52 22L54 23V24H52ZM55 22L56 23H59L60 25L59 26H61L62 28H61V30L63 31V29H64V31L63 32H61V30L59 29V27H58V24H55ZM132 22V23H133ZM158 22V23H157ZM161 22V23H160ZM173 22V23H172ZM182 22H184L183 24H182ZM192 22V23H191ZM197 24H195V23ZM198 22V23H197ZM217 23V25H216V23ZM236 22V23H235ZM240 22V23H239ZM242 22V23H241ZM248 24H246V23ZM252 22V23H251ZM45 24V26L47 27H49V28H52L54 25H56L55 27H54V29L52 28V29H49L48 27V29H46V27L44 26V24ZM64 23V24H63ZM99 23V24H98ZM111 23H113L112 25H111ZM118 23V24H117ZM190 23H191V25H190ZM213 23V24H212ZM232 23H233V25H232ZM237 23H239V24H237ZM250 23V24H249ZM259 23V24H258ZM38 24H43L42 26H38ZM81 24V25H80ZM171 24H172V27L174 28H171ZM201 24V25H200ZM212 24V25H211ZM231 24V25H230ZM237 24V25H236ZM261 24V25H260ZM66 25V26H65ZM71 25V27H68V26H70ZM74 25V26H73ZM77 25V28L78 27H82V29H80V30H78L75 26ZM153 25H154V27H153ZM163 25H165V26H167V27H165V26H163ZM174 25L178 28V27H183L184 29H182L181 27L179 28V29H177L176 27H174ZM183 25V26H182ZM246 25H247V27H246ZM256 25V26H255ZM258 25V26H257ZM63 26H65V27H63ZM97 26H98V28H97ZM100 26H101V24H100ZM153 27L152 28V30L150 31V27ZM195 26V27H194ZM232 26V27H231ZM241 26H244V27H241ZM250 28H249V27ZM261 26V27H260ZM67 27H68V29L70 28V30L72 29V30H74V29H77V31L75 32V31H73V35H72V30L70 31V30H68L67 29ZM108 27L110 28L109 30H108ZM160 27H162V30H164V31H162V33H161V29H160ZM194 27V28H193ZM213 27V28H212ZM254 27V28H253ZM44 29V30H42V29ZM131 28V27H130ZM164 28H166V31L168 32V31H174V32H171V33H167V32H165V29ZM209 28V27H208ZM262 29V32L261 31H258V30H261ZM34 29V30H33ZM66 29L68 30V32L66 33V34H68V33H70L72 36H73V39H71V40H73V41H71V44H72V42L74 43V45H76L75 47H77L78 45H80L81 44V46H78V48H75V47H72V46H74L73 44L70 46V47H65L66 45H64L63 43H60L61 41H58L59 40V37H57V35L61 32V34L62 33H64V32H66ZM89 29V30H88ZM135 27L134 28H132V29H126L127 31L125 32V37H123V38H127L126 40H125V42L123 43L124 45H127L128 46V50L130 49V50H132L131 52H132V54H133V56H136V59L137 60H139V61H144V56L145 55H143V56H141V55H138V49L140 50V46H142V48H148V46H146V44L145 43H143V45H145V46H143V45H141V43L138 45V43L137 44H135V45H137V46H139L138 47V49L137 50H134L135 48H133L134 46H133V44H134V40L135 39H137V40H140V42L142 41L141 40V37L143 36L142 34H140V32L139 31H136V33H134L135 32ZM173 29V30H172ZM186 29H187V31H186ZM240 29V30H239ZM248 29H249V31H248ZM254 29H256V30H254ZM47 30H50V31H48L47 32ZM81 30H84V34H82L83 33V31L81 32ZM129 30V31H128ZM131 30V31H130ZM244 32H243V31ZM36 31H37V33H39V34H37L36 33ZM107 31V32H106ZM108 31H109V34H108ZM159 32V33H155V32ZM177 31H179V32H181V33H179L180 35H178V33H177ZM189 31V32H188ZM200 31V32H199ZM252 31V34L250 33ZM254 31V32H253ZM33 32V33H32ZM53 32H59V33H57V34H53ZM77 32H81L80 34H82V35H85L86 34V37H83L82 36V40H81V36L77 33ZM86 32V33H85ZM105 32V34L106 35H103V33ZM121 33V34H117V33ZM139 32V33H138ZM188 32V33H187ZM239 32H241V33H239ZM250 34H249V33ZM49 33V34H48ZM74 33H76V35L74 34ZM114 33L115 34H117V38H116V35H114ZM172 33H173V35H172ZM174 33H177V35L178 36H176V34L174 35ZM184 33V34H183ZM188 35H187V34ZM248 33V34H247ZM255 33V34H254ZM35 34H37V35H35ZM46 34H47V36H46ZM50 34H52L53 36H51ZM61 34H59L58 36H60ZM79 35V38H78V35ZM101 34V35H100ZM133 34H135V36L133 35ZM164 34V35H163ZM170 34H171V36H170ZM194 34V35H193ZM245 34H247V35H245ZM39 35V36H38ZM41 35H43V36H41ZM50 35V37L51 38H48V36ZM138 35H140V36H138ZM198 35V36H199ZM245 35V36H244ZM249 35V36H248ZM252 35H254V36H252ZM34 36H36V37H34ZM41 36V38H42V41L41 42H39V43H42L41 45H39L38 43H33V42H38V41H40V40H38V38ZM54 36H56V37H54ZM71 36V37H72ZM77 36V37H76ZM96 36H98L97 38L98 39H100V41L97 39V43H95V45L93 46L92 44H94L92 41L94 40L95 41V37ZM100 36H103L104 37V39L105 40H103V38L102 37H100ZM114 36H115V38H116V40H115V38H114ZM151 36H153L152 38H151ZM166 36V37H165ZM172 36H173V38H172ZM249 37V39H248V37ZM251 36H252V38H251ZM27 37V38H26ZM45 37H47V38H45ZM75 37H76V39H75ZM132 37H138V38H135L134 40L132 39ZM163 37H165V38H163ZM40 38V39H41ZM110 38H112V40L110 39ZM159 38V39H158ZM163 38V39H162ZM217 38V39H216ZM29 39H30V41H29ZM80 39V40H79ZM110 39V40H109ZM256 39V40H255ZM28 40V41H27ZM77 40H79V41H81V42H79V41H77ZM216 40V41H215ZM25 41H27V42H25ZM75 41V42H74ZM103 41H106V42H103ZM108 41L110 42H113L114 43V45H115V48H114V45H113V47H112V44L113 43H109L108 44V46L109 45H111V48L112 49H110L111 51H109V48H110V46L109 47H107L106 45H105V43H108ZM118 41V42H117ZM136 41V40H135ZM257 41V42H256ZM30 42V43H29ZM77 42H79V44L77 43ZM102 42H103V44H102ZM145 42V41H144ZM147 42V41H146ZM182 42V41H181ZM179 42V44H181L180 45V48H179V46L177 47V45H179V44H177L174 48H179V50H181V49H188V46H189V48L190 47H192L191 45H188V44H186L185 42ZM254 42H256V44L254 43ZM27 43H29V45H27ZM60 43V44H59ZM84 43H85V45H84ZM100 43V45H98V46H96V44H99ZM219 43L222 45H219ZM239 43V44H238ZM255 45H254V44ZM259 43V44H258ZM35 45V46H33V45ZM38 44V45H37ZM65 44H66V42H65ZM150 44V43H149ZM185 44V45H184ZM233 44V45H232ZM31 45V46H30ZM57 45H58V47H57ZM61 45H62V47H61ZM151 45V44H150ZM232 45V46H231ZM238 45V46H237ZM252 45H253V47H256L255 48V50H254V48L252 47ZM258 45H260V46H258ZM27 46H29V47H27ZM36 46H38V47H36ZM54 46H56V49H58V50H55L56 52H58V53H56L55 52V54H56V56H54L53 54H50L49 52H50V49L52 50V47H54ZM104 46L106 47V48H104ZM184 46V47H183ZM199 46V47H198ZM224 46H225V48H224ZM60 47V48H59ZM95 47H96V49H95ZM132 49H131V48ZM201 46H200V44H198L197 45V47H195V48H197V49H201L200 48ZM221 47H222V49H221ZM240 47V48H239ZM243 47V48H242ZM35 48V49H34ZM81 48V49H80ZM86 48H87V50H86ZM146 48V49H147ZM220 50H219V49ZM245 48V49H244ZM262 49L263 51H261L260 49ZM59 49H62V51L63 52H61V50H59ZM66 49V50H65ZM72 49V50H71ZM80 50V52H79V50ZM107 49H108V52H106L107 51ZM175 49V50H176ZM224 49V50H223ZM251 49H253V51L251 50ZM68 50V51H67ZM75 52H74V51ZM79 52H77V51ZM95 50H97V51H95ZM100 50V51H99ZM178 50V49H177ZM189 50V49H188ZM242 50V52H240ZM261 51V53H260V51ZM37 51V50H36ZM35 51V52H36ZM73 51V52H72ZM82 51V52H81ZM91 51H95V52H93V53H91ZM103 51V52H102ZM105 51V52H104ZM113 51V53H111ZM137 51V52H136ZM190 51L191 52H187L185 55H188V56H190V59L191 60H193L194 58L196 59V57L198 58V56L200 55V53H199V55H197V54H193V52H192V50H191V48H190ZM234 51H236V52H234ZM51 52H54V50L53 51H51ZM66 52V53H65ZM69 52H71L70 54H69ZM100 52V53H99ZM130 52V53H131ZM213 52V53H212ZM227 52V53H226ZM74 53V54H73ZM92 54V56H91V54ZM105 53H108V54H112V55H108V54H105ZM205 53V52H204ZM203 53V54H204ZM217 53V54H216ZM219 53V54H218ZM235 53V54H234ZM239 53H240V55H239ZM244 53V54H243ZM256 53V54H255ZM259 53H260V55H259ZM35 54V55H34ZM38 54V53H37ZM47 54H49L51 57H46L47 56ZM62 54V55H61ZM68 54H69V56H68ZM72 54H73V56H72ZM90 54V55H89ZM101 54H103V55H101ZM108 56L107 57V59H105L106 58V56ZM122 54V53H121ZM136 54V55H135ZM141 54V53H140ZM191 54H192V56H191ZM202 54V53H201ZM249 54V55H248ZM64 55V56H63ZM75 55H76V57H75ZM96 56V59H97V61H96V59H95V56ZM99 55H101V56H99ZM137 55H138V57H137ZM185 55H183V58H185L186 57V59H187V56H185ZM193 55H195V57H193ZM220 55V56H219ZM232 55V56H231ZM235 55V56H234ZM243 55V56H242ZM245 55H247V56H245ZM257 55V56H256ZM35 56V57H34ZM52 56H54V57H52ZM66 56H68V58L66 57ZM90 56V57H89ZM98 56V57H97ZM111 56V57H110ZM126 56V55H125ZM185 56V57H184ZM259 56V57H258ZM263 58H262V57ZM31 57V58H30ZM64 57H66V58H64ZM244 57V58H243ZM245 57H248V58H245ZM251 57V58H250ZM33 58V59H32ZM43 58V59H42ZM47 58V59H46ZM71 58V59H70ZM79 58V59H78ZM102 58H103V61H104V59L106 60L105 62H103L102 61ZM117 58H119V59H117ZM237 58V59H236ZM261 58H262V60H261ZM27 59L30 61V63L29 62H27ZM62 59H64V61L62 60ZM68 59V60H67ZM73 59V60H72ZM78 59V60H77ZM95 60L96 62L94 63V61L93 60ZM189 59V58H188ZM220 59V60H219ZM222 59V60H221ZM248 61H247V60ZM257 59L259 60V61H257ZM33 60V61H32ZM69 60H71V62H69ZM75 60H77L78 61V65H76L77 64V62L75 61ZM82 60H83V63H82ZM85 60V61H84ZM99 60V61H98ZM117 60H118V62H117ZM246 60V61H245ZM38 61H39V63H38ZM94 64V65H92V63ZM103 62V66L104 67H102L101 65V63ZM110 63L109 65H110V67L111 66H114L115 65V63H116V71H115V74H114V70H110V68H108L110 71H111V73H110V71L107 69V71H108V73H107V71L105 70V72H104V69H105V67L107 68L108 66H106V64L104 65V63H108V62ZM119 61H121L120 63H119ZM232 61H234L233 63H232ZM244 61V62H243ZM73 62H74V64H73ZM101 62V63H100ZM220 62H221V64L224 66L225 65V67H222L221 68V64H220ZM231 62V63H230ZM249 62V63H248ZM261 62V63H260ZM28 63V64H27ZM256 63V64H255ZM259 63L261 64V66L259 65ZM41 64H40V67H41ZM46 64V65H45ZM56 64V65H55ZM72 64V65H71ZM95 64H96V66H95ZM241 64V65H240ZM28 65V66H27ZM61 65H60V67H61ZM74 65V66H73ZM87 65V67H85ZM89 65H91V66H95L96 67V69H95V67H92L91 69H90V67L91 66H89ZM117 65H119L118 67H117ZM197 65V67L199 66V64H196ZM218 65V66H217ZM242 65H243V67H242ZM249 65V66H248ZM25 66H27V67H25ZM70 66V67H69ZM72 66V67H71ZM77 66H78V68H77ZM82 66H83V68H82ZM121 66H122V68H121ZM195 66V64L193 65V67ZM74 67V68H73ZM86 69H85V68ZM101 67V68H100ZM120 67V69L118 70V68ZM179 67V66H178ZM177 67V68H178ZM228 67V68H227ZM229 67H231V68H229ZM233 67H235V68H233ZM238 67V68H237ZM261 67V68H260ZM263 67V68H262ZM50 68V69H49ZM100 68V69H99ZM104 68V69H103ZM173 68H175V67H173ZM218 68V69H217ZM237 68V69H236ZM242 68V69H241ZM248 68V69H247ZM42 69H44V70H42ZM67 69H65V70H67ZM74 70V72H73V70ZM88 69V70H87ZM92 71V72H89L90 70ZM101 69H103V70H101ZM242 70V72L240 71V70ZM257 69V70H256ZM76 70V71H75ZM84 70V71H83ZM223 70V71H222ZM236 70H238V73H237V71ZM79 71V72H78ZM119 71V73H118V75H116L117 73L116 72H118ZM194 72L196 71V73L194 74V73H192L194 76L196 75V76H198V75H200L201 73H204V71L203 70H193ZM192 71V72H193ZM225 71V72H224ZM227 71H228V74H226L227 73ZM229 71L231 72V73H233V74H235V75H230L229 76ZM259 71V72H258ZM80 74L79 76H81V77H79L78 76V74ZM88 72V73H87ZM102 72V75L100 74L99 75V73H101ZM113 72V73H112ZM206 72V71H205ZM235 72V73H234ZM74 73V74H73ZM89 73H90V75L91 74H96V77L93 79L94 81H92V79H90L91 81H89V79L87 78L88 76L87 75H89ZM255 73V74H254ZM261 73V74H260ZM73 74V75H72ZM77 74V75H76ZM106 74H107V76L109 77H105L104 78V76H106ZM109 74V75H108ZM112 74H114L113 76H111ZM192 74L190 75V74H188V75H190V77L192 76ZM238 74V75H237ZM252 74V75H251ZM71 75H72V77L74 76V75H76V77L74 76V78L72 79V77H71ZM87 77H86V76ZM237 75V76H236ZM85 76V77H84ZM97 76H98V78L99 79H101V81L99 80V79H96L97 78ZM99 76H102L104 79H102V77L100 78ZM250 76V77H249ZM134 77V76H133ZM133 77H130V79L131 80H133ZM193 77V76H192ZM257 78L256 80L255 79H251V81H250V79H248V78ZM24 78V77H23ZM23 78H21L20 79V81H25ZM69 78V79H68ZM84 78H85V80H84ZM222 78V79H221ZM225 78V77H224ZM226 78V79H227ZM77 80V81H76ZM252 80H255V81H252ZM57 81V80H56ZM56 81H55V83H56ZM100 81V82H99ZM165 81V80H164ZM217 81H219L218 79H217ZM217 81H216V85L219 83H217ZM225 81V80H224ZM223 81V82H224ZM244 81V82H243ZM247 81H249V82H247ZM73 82V83H72ZM77 82V83H76ZM85 82V83H84ZM251 82V83H250ZM6 83V82H5ZM4 83V84H5ZM71 83V84H70ZM91 83V84H90ZM222 83V82H221ZM239 83V84H240ZM2 84V83H1ZM0 84V91H1V89H2V87H3V89H5L4 87H5V85L4 84H2L1 85ZM244 84V85H243ZM246 84V85H245ZM250 86H249V85ZM75 86V88H74V86ZM77 85V86H76ZM80 85H82V86H80ZM104 85V87H102ZM73 86V87H72ZM68 90H66L65 88ZM107 87H111V90L109 89V88H107ZM176 87V86H175ZM198 87H200V86H198ZM197 87V85H193V86H191V89L192 90H194V89H196L197 91H191V92H198L199 90L200 91H202V88L201 89H197L198 88ZM64 88V89H63ZM73 90H72V89ZM106 88V89H105ZM2 89V90H3ZM81 89H83V90H81ZM87 89V88H86ZM110 90L109 92H110V94L108 93V92H106V91H108V90ZM190 89V90H191ZM209 89H212V88H209ZM208 89V90H209ZM75 90H77L76 92H75ZM78 90H79V92H78ZM213 90V89H212ZM212 90H210V91H212ZM65 91V92H64ZM71 91V92H70ZM125 91V90H124ZM243 91V92H242ZM83 92V93H82ZM88 92H89V90H88ZM126 92V91H125ZM209 92V91H208ZM11 93H13V91L11 92ZM104 93H107V94H104ZM126 93H128L127 94V96H126ZM125 94L123 93V95H125L126 97L125 98H127L128 96H129V92L127 91ZM206 93V95H204V93H203V95H201V96H207V95H210L211 94V92L210 93H207V92H205ZM0 94H1V92H0ZM62 95V97L60 96L59 97V95ZM113 95V96H112ZM83 96V97H82ZM106 98H105V97ZM109 96V97H108ZM116 96V97H115ZM33 97V98H32ZM42 97H44V98H42ZM83 98V99H81V98ZM115 97V98H114ZM208 97V96H207ZM206 97V98H207ZM35 99V98H42V99H45V100H43V101H41L42 102V104L41 105H39V103L37 104H35L34 102H32L31 100L32 99ZM76 98V97H75ZM121 98H123L122 96H121ZM30 99V100H29ZM88 99H86V101L88 100ZM114 99H116L115 100V102H116V104H115V106H114V104L113 103H115L113 100ZM127 99H129V97L127 98ZM137 99V98H136ZM150 99V98H149ZM202 99H203V97H202ZM204 99H205V97H204ZM90 100V99H89ZM108 100H111L112 101V104H110L109 103V101ZM219 101H222V102H220V103H222V104H220L219 103ZM30 102H32V103H30ZM117 102L120 104L119 106L117 105ZM133 102H134V106H133ZM215 102V103H216ZM5 103H6V105H5ZM123 103V104H122ZM257 103V104H256ZM12 104V105H11ZM122 104V105H121ZM125 104V105H124ZM225 104V105H224ZM258 104H259V106H258ZM261 104V105H260ZM35 105H38V106H40V107H38L37 106V108L36 107H34L35 109H33L32 107L33 106H35ZM110 105H112V108H111V106ZM154 105V104H153ZM153 105H150L151 106V109L154 107ZM217 105H220V107L219 106H217ZM253 105H254V107H253ZM255 105H256V107H255ZM109 106H110V108H109ZM117 106V107H116ZM123 106H124V108H123ZM130 106V107H129ZM150 106H148V107H150ZM222 106V107H221ZM258 106V107H257ZM261 106V107H260ZM66 107V106H65ZM127 107V108H126ZM217 107H219V109L217 108ZM260 107V108H259ZM29 108V109H28ZM62 108H64V107H62ZM119 110H118V109ZM123 108V109H122ZM129 108V109H128ZM130 108H132L131 110H130ZM134 108V109H133ZM8 109V110H7ZM128 109V110H127ZM148 110H150V108H147ZM207 109V110H206ZM214 109V110H213ZM254 109V110H253ZM257 109V110H256ZM130 110V111H129ZM201 110V111H200ZM218 110V111H217ZM10 111V110H9ZM9 111H8V113L7 112H3V111H1L2 113H7V115L9 114L10 115V113H11V111H10V113H9ZM65 111V108H64V110L63 111H61V112H64ZM66 111H67V114L68 115H70L72 112L70 111V114L68 113L69 112V108H68V110L66 109ZM65 111V112H66ZM190 111V110H189ZM196 111V110H195ZM216 111V112H215ZM51 112V113H50ZM129 112V113H128ZM187 113H188V111H186ZM190 112H192V111H190ZM201 112V113H200ZM203 112H204V114H203ZM218 112V113H217ZM101 114V116L100 115H98L97 116V114ZM126 113V114H125ZM132 113H134L133 115H132ZM58 114H60V113H57V114H55V115H53V116H51V118L52 117H54V116H58L59 117V115ZM64 115H66V113H63ZM197 114H199V116L197 115ZM62 116V113L60 114V118L62 117V118H66L67 116ZM192 115H194V116H192ZM204 115V116H203ZM218 115V116H217ZM226 115H228L227 117H226ZM38 116V117H39ZM57 116H56V119L54 120V118H50L51 120H50V123H53V125H52V128H54V125L55 124H57V123H59V125H60V122L62 121V118L60 119V121H59V118L57 119ZM79 116V115H78ZM78 116H76V117H78ZM89 116V117H90ZM111 116V117H110ZM224 116V117H223ZM69 117V116H68ZM67 117V118H68ZM193 117V118H192ZM198 117H199V119H198ZM202 117V118H201ZM93 118H95V119H93ZM105 118V119H104ZM194 118H196L197 119V121H196V119H194ZM218 118V119H217ZM222 118H223V120H222ZM227 118V119H226ZM194 121H193V120ZM219 119H221V121L219 120ZM11 119H9V124L10 125H12V123L13 122H11V121H13V120H11ZM55 121V122H53V121ZM57 120V121H56ZM91 120L89 121L88 120V122H90L91 123ZM94 120V121H93ZM117 120L119 121V122H117ZM204 120H205V122H204ZM210 120V121H209ZM7 121V120H6ZM5 121V122H6ZM109 121H108V123L106 122L105 124L106 125H109ZM125 121V122H126ZM185 121H188V122H185ZM218 121V122H217ZM8 122V121H7ZM123 122H121L123 125L124 124H126V123H123ZM190 122V123H189ZM194 122H198L197 123V125H199L198 127H197V125L194 123ZM223 122V123H222ZM247 122V123H246ZM3 123V125H1V130H3L2 128H4V127H7L9 124H5L4 122H2ZM55 123V124H54ZM63 123V122H62ZM113 123V124H114ZM187 123H188V125H187ZM214 123V124H213ZM236 124L235 126H234V124ZM240 123V124H239ZM256 125L257 127H255L254 125ZM121 124V125H122ZM178 124V125H177ZM181 124V125H180ZM184 124V125H183ZM201 124H202V126H201ZM210 124V125H209ZM220 124V125H219ZM227 124L230 126V128H232V129H230L228 126H227ZM231 124H233V125H231ZM244 124H245V126H244ZM6 125V126H5ZM9 125V126H10ZM48 125V124H47ZM51 124H49V127H51L50 126ZM58 125V124H57ZM58 125V126H59ZM115 125V124H114ZM120 125V124H119ZM177 127H176V126ZM190 125V126H189ZM196 125V126H195ZM218 125V126H217ZM239 125V126H238ZM3 126V127H2ZM8 126V127H9ZM56 127V125H55V128H59V127ZM60 126H62V125H60ZM184 126H187V127H185L184 128ZM222 126V127H221ZM224 126V127H223ZM232 126V127H231ZM235 128H234V127ZM63 127V126H62ZM133 127H135V126H133ZM131 128L132 130H133V132H134V128ZM193 127H195V128H193ZM211 127H213V128H211ZM219 127V128H218ZM226 127H228V129L226 128ZM54 128V129H55ZM122 129L124 128V127H121ZM128 128H130V127H128ZM173 128V129H172ZM175 128H176V130H175ZM182 128V129H181ZM186 128H188L189 129V133H188V130L186 129ZM191 128H193V129H191ZM198 128V129H197ZM204 128V129H203ZM237 128H239V131H238V129ZM245 128V133H246V130L248 131V134H249V141L250 142H248L247 141V143L246 142H244V139L245 138H243L242 139V137H233V138H230V137H232L233 136V134H234V131H237V132H240V131H242V132H240V133H244V129ZM248 128V129H247ZM4 129H6V128H4ZM60 129V128H59ZM124 129H126V128H124ZM136 129V128H135ZM185 129V130H184ZM206 129V130H205ZM209 129V130H208ZM217 129V132H215V130ZM227 131H226V130ZM237 129V130H236ZM250 129H251V132L253 133H251L250 132ZM25 130H28V129H25ZM25 130H23L21 133H18L19 134V136H16L17 135V133L16 132H12L13 134H15V136L11 133V132H7V133H5L4 135H3V137H1L0 139H2V141H4V138H5V143L6 142H8L9 140H11V139H15L17 142H15V140L13 139V141H14V143L15 144H17V143H19V145H17V146H19L20 147V149H19V147H17V146H15V148L18 150V151H24V150H27L28 151V153L30 152V150L29 149H26V148H32L31 146H33V145H31L30 146V143L31 142H33V143H36L37 141H39V140H37L36 142H35V140L36 139H40V138H42L43 137V135H45L44 133H43V131H41L42 132V134H39V132H37L36 134H39V135H41V137H39L38 135H36V134H32V132H31V134L29 135L30 137L29 138H31V136L33 135V136H35L34 138H33V136H32V141L29 139V144H28V140L26 141L24 138V136H25ZM55 130H57V129H55ZM93 130V129H92ZM91 129H90V131H92ZM95 130H97V129H95ZM166 130V131H165ZM178 130H180V132H184V133H182L183 134V136L184 137H182V135H181V133L180 132H177ZM198 130V131H197ZM201 130V131H200ZM219 130V131H218ZM223 130H225V131H223ZM89 130H86V132H84V134H86V133H89L90 132ZM119 131H121L120 132V135H119ZM195 131V132H194ZM199 131H200V133H199ZM213 131L215 132V133H213ZM220 131H221V133H220ZM229 131H232L233 132V134L232 133H230V135L231 136H228L229 135ZM24 132V133H23ZM47 132V131H46ZM83 132H80V134H79V136L83 133ZM114 132V131H113ZM132 132V131H131ZM132 132V133H133ZM173 132H177V133H179L180 135H181V137H180V135L179 134H177V133H173ZM193 134H192V133ZM199 134H198V133ZM219 132V133H218ZM223 132V133H222ZM251 134H250V133ZM26 133H28V132H26ZM47 133H49V132H47ZM47 133H46V135H47ZM122 133V134H121ZM158 133V134H157ZM166 133V134H165ZM171 133V134H170ZM173 133V134H172ZM207 133H208V135H207ZM213 133V134H212ZM218 133V134H217ZM228 133V135H226ZM255 133V134H254ZM50 134V136H48V137H52L51 135H52V133L50 132L49 133ZM83 134V135H84ZM164 135V136H162V135ZM177 134V135H176ZM190 134V135H189ZM196 134H198V135H196ZM217 135V136H215V135ZM263 134V135H262ZM10 135H11V137L12 138H10ZM20 135H21V137H23L22 139H24V141L22 142V140L21 141H19L18 142V140H20L21 138H20ZM22 135H24V136H22ZM45 135V136H46ZM156 135V136H155ZM169 135H173V136H175V137H172V136H169ZM179 135V136H178ZM188 135V136H187ZM192 135H193V137H192ZM194 135H196V136H194ZM201 135V136H200ZM212 135V136H211ZM224 135V136H223ZM235 135V134H234ZM260 135V136H259ZM9 136V137H8ZM46 136V137H47ZM95 135H93L92 137L90 136V137H86L87 139H85V137H84V139H85V141L87 140H89L87 143L85 142L84 144L85 145H89V144H93V143H95L94 145H93V147H94V149H96V147H97V149L98 148H101L100 146H104L105 145V143L106 144H110V143H114L112 140H108V139H104L103 140V138L104 137H102V136H100L99 135V137H94ZM120 136V137H119ZM154 136V137H153ZM226 136V137H225ZM228 136V137H227ZM6 137L8 138V139H6ZM17 137H19L20 139H17ZM46 137H44V139L46 138ZM153 137V138H152ZM167 137V140H168V138L170 139V140H168L169 141V143H168V141L167 140H164V138H166ZM172 137V138H171ZM190 137H191V140H189L190 139ZM197 137H199V138H197ZM221 137V138H220ZM224 137V138H223ZM257 137H260V138H258V139H256ZM262 137V138H261ZM118 138V139H117ZM122 138H123V140H122ZM178 139V138H180V139H178V140H180V141H178V140H176V139ZM186 138H187V140H188V142H187V140H186ZM193 138H196L195 139V141L197 142V145H196V142L194 141V139ZM203 140H202V139ZM212 138V139H211ZM217 138V139H216ZM235 138H237V139H235ZM241 138V139H240ZM34 139V140H33ZM99 139V140H98ZM156 139L157 140H159V141H156ZM173 139H175L174 141H172ZM206 139V140H205ZM209 139H211V140H209ZM214 139H216L215 140V142H213V140ZM221 141H219V140ZM7 140V141H6ZM42 140H43V138H42ZM103 140V141H102ZM107 140V141H106ZM151 140V141H150ZM154 142H153V141ZM185 140V141H184ZM199 140H202V141H199ZM2 141H0V150L6 145V144H8V143H10V144H13V145H15L13 142H11V141H9L8 143H6L5 145H3V143H1ZM41 141V140H40ZM94 141V142H93ZM99 141V142H98ZM106 141V142H105ZM112 141V142H111ZM123 141V142H122ZM143 141L145 142L146 141V143H143ZM167 141V142H166ZM191 141V142H190ZM206 141V142H205ZM208 141H209V144H208ZM225 141V140H224ZM255 141H257V142H255ZM260 141V142H259ZM22 142V143H21ZM25 142H27V144L25 143ZM97 142V143H96ZM101 142V143H100ZM130 142L131 143H135V144H133V145H135V146H133L132 144V146H130ZM159 144V143H161V142H166L167 144H169V148L167 147V149L168 150H170V147H171V144L173 145V143L175 144V145H173L172 147L174 148V149H179V148H177L178 147V145L181 143V142H183V146H184V148L186 147V150L183 148V149H180L181 151H180V153H179V155L181 156V155H183V154H185L184 155V157L183 156H181L183 159H185L184 161L181 159V157L179 156V155H176V154H178V153H174V154H168V152H166L165 150H167V149H164V147H166V145H165V143L164 144H161L162 145V147L160 146V145H158L157 143ZM179 142V143H178ZM204 142V143H203ZM214 143L213 145H212V143ZM240 142V143H239ZM22 145H21V144ZM24 143L27 145L26 146V148H25V145H24ZM69 143V142H68ZM67 143V144H68ZM80 143H82L83 144V142H80ZM139 145H138V144ZM154 143H156L157 144V147H156V144H154ZM177 143H178V145H177ZM190 143H191V145H190ZM195 144V146H197V147H195L194 146V144ZM199 143H203L202 145L201 144H199ZM206 143V144H205ZM243 143H244V145H243ZM246 143V144H245ZM67 144H64V145H67ZM75 144H79V143H71V145H75ZM82 144H80V145H82ZM97 144V145H96ZM99 144V145H98ZM101 144V145H100ZM187 144V145H186ZM237 144H239L240 146H241V148L240 147H238L239 145H237ZM263 144V145H262ZM3 145V147L1 148V146ZM9 145V144H8ZM70 145V144H69ZM68 145V146H69ZM128 145V146H127ZM163 145H164V147H163ZM176 145H177V147H176ZM181 144H180V148H181V146H182ZM206 145H209V146H206ZM246 145H249L250 146V148H248V150H247V148H246ZM29 146V147H28ZM151 146H152V150L150 149L151 148ZM155 146V147H154ZM182 146V147H183ZM192 146H194V147H192ZM200 146V148H198ZM203 146V147H202ZM204 146H205V148H204ZM249 146H247V147H249ZM263 146V147H262ZM65 147H67V146H63V148H65ZM93 147H92V149H93ZM135 147V148H134ZM154 147V148H153ZM163 148V153H162V149L161 148ZM243 147V148H242ZM238 148V149H237ZM240 148V149H239ZM254 148L255 149H258V151L257 150H254ZM22 149V150H21ZM93 149V150H94ZM155 149H158V150H156V152H155ZM161 149V150H160ZM196 149H197V151H196ZM201 149V150H200ZM206 149H207V151H206ZM140 150H141V152H140ZM154 150V151H153ZM183 150V151H182ZM190 150V151H189ZM194 150V151H193ZM199 150H200V152H199ZM241 150V151H240ZM37 152L38 151V149H33V150H31V153H33V152ZM151 151V152H150ZM159 151V152H158ZM186 151V152H185ZM189 151V152H188ZM248 151V152H247ZM253 151V152H252ZM53 152H55V153H52V152H50V153H47V154H45L44 155V157L46 158L47 156V158H49V159H51V158H54V157H56V155H57V152L56 151H53ZM131 152V153H132ZM155 152V153H154ZM165 152L167 153V154H165ZM179 152V151H178ZM204 152V153H203ZM241 152V153H240ZM52 153V154H51ZM87 153H89L90 155H87ZM114 153H115V156H113L114 155ZM153 154V156H152V154ZM161 153H162V156L160 157L159 155H161ZM189 153V154H188ZM73 154H74V152H73ZM74 154V155H75ZM111 154H113L112 156H111ZM151 154V155H150ZM242 154V155H241ZM87 155V156H86ZM96 155V156H95ZM164 155V156H163ZM200 155V156H201ZM4 157H5V155H3ZM42 156V155H41ZM40 156V157H41ZM89 156V157H88ZM98 156V157H97ZM100 156V157H99ZM146 156H147V158H146ZM149 156H150V158H149ZM151 156H152V158H151ZM160 157V159L158 160L157 158H159ZM166 156V157H165ZM176 156V157H175ZM180 157V159H179V157ZM200 156H197V159L198 158H205V157H200ZM39 157V156H38ZM43 157V156H42ZM41 157V158H42ZM43 157V158H44ZM77 159H76V158ZM82 157H84V158H82ZM113 157V158H112ZM165 157V158H164ZM170 157V158H169ZM190 157V156H189ZM189 157H188V159H189ZM42 158V159H43ZM100 158V159H99ZM105 158H107L106 160H105ZM137 158V159H136ZM148 160H146V159ZM149 158V159H148ZM38 159V158H37ZM71 159H73L74 160V162H73V160H71ZM87 160V161H85V160ZM93 159H94V161H93ZM97 159H99V160H97ZM110 159V160H109ZM146 161H145V160ZM155 159H157V160H155ZM173 159H174V161H173ZM178 159V160H177ZM191 159H193V158H191ZM191 159H190V161H191ZM63 160V161H62ZM84 160V161H83ZM105 160V161H104ZM121 160V161H120ZM176 160V161H175ZM193 160H196L195 158L193 159ZM60 161H62V162H60ZM72 161V162H71ZM90 161V162H89ZM96 161V162H95ZM142 161V162H141ZM173 161V162H172ZM182 161V163H180V162ZM98 162V163H97ZM102 162V163H101ZM112 162H113V164H112ZM117 162H119L118 164H117ZM140 162V163H139ZM53 163V164H52ZM62 163H64L65 165L66 164H68V163H73V164H75L74 166H73V164L71 165V167L70 168H66V169H69V171H67L66 169H61V172H62V170H63V173H61V172H58V171H60V166H62L63 164ZM83 163V164H82ZM84 163L86 164V166L84 165ZM89 163V164H88ZM132 163V164H133ZM147 163L145 164V165H147ZM166 163H167V161H166ZM175 163V164H176ZM60 164H62V165H60ZM98 164V165H97ZM104 164V165H103ZM45 165H46V167H45ZM93 165H95V167L93 166ZM96 165L98 166V168L96 167ZM99 165H101V166H103L102 167V169H100L101 167H99ZM108 165H110V166H108ZM119 165H122L121 167L119 166ZM138 165V166H137ZM177 165V164H176ZM56 166V168H55V170L53 169L54 167ZM90 166V167H89ZM91 166H93V167H91ZM105 166V167H104ZM72 167H74V168H72ZM77 167V168H76ZM79 167V168H78ZM88 167V169L86 170V168ZM50 168H52V170L50 169ZM57 168L59 169V170H57ZM72 168V169H71ZM76 168V169H75ZM80 168H82L81 170H78V169H80ZM50 169V170H49ZM71 169V170H70ZM74 169V170H73ZM107 169H108V171H107ZM114 169V170H113ZM22 170H24V169H22ZM25 170H27V171H29V169H26L25 168ZM49 170V171H48ZM57 170V171H56ZM77 170H78V172H77ZM102 170V171H101ZM105 170V171H104ZM52 171H54V175H53V172ZM56 171V172H55ZM72 171H73V173H72ZM74 171H76V172H74ZM82 171V172H81ZM110 171H114L113 173H110L109 174V172ZM19 172V171H18ZM21 172V171H20ZM19 172V173H20ZM48 172V173H47ZM49 172H50V174H49ZM65 172H67V173H65ZM68 172H70V173H68ZM18 173V174H19ZM21 173H23V171L21 172ZM31 173V172H30ZM57 173H58V176L60 177H57ZM65 173V174H64ZM76 173V174H75ZM89 173V172H88ZM87 173V174H88ZM37 174V173H36ZM45 174H47V175H45ZM62 174H64V175H62ZM75 174V175H74ZM99 174V173H98ZM100 174V175H101ZM23 175V174H22ZM28 175H30V174H28ZM32 175H34L35 177H36V175H35V173L34 174H32ZM31 175V176H32ZM49 175V176H48ZM53 175V176H52ZM56 175V176H55ZM40 176V177H41ZM52 176V177H51ZM83 176V175H82ZM33 177V176H32ZM46 180H44V181H46ZM59 180H55L56 182L57 181H59ZM48 181V182H49ZM53 183H55V182H53ZM42 185V186H41ZM40 186L41 187H43L44 189H45V185H43V184H41ZM50 186H48V188H46V189H48V190H51L50 188H49ZM53 187H54V185H53ZM56 187H60V186H57V185H55V189H56ZM58 189H60V190H58ZM56 191H62L63 189L60 187V188H58ZM74 189H76V190H74V191H77V192H80L79 191V189L78 188H74ZM81 190V189H80ZM53 191V190H52ZM70 191H72V189L70 190ZM83 191V189L81 190V192ZM7 192V194H8V190L6 191ZM11 192V191H10ZM10 192H9V194H10ZM73 192V191H72ZM84 192V191H83ZM2 193V192H1ZM12 193V195H14L15 194V197L16 196H18V195H21V193H22V195H24V193L26 194V195H28L26 192H20V190H16V191H12L11 192ZM11 194H10V196H12ZM21 195V196H22ZM26 195H24V196H22L21 198L23 199V200H21L22 202H29L30 203V201L32 202V200H31V198H33V197H31L30 195V197L31 198H29V196L27 197ZM29 198V201L27 200V199ZM25 199V200H24ZM34 200H33V202L35 201H37V202H39L38 204H41V202H40V200H42V199H40V198H37V197H34L33 198ZM27 200V201H26ZM35 202H34V205H32V203L31 204H29V206L27 205V207L25 206V207H21V208H23V209H26V208H28V207H31V206H33V208H30L31 209V211L33 210H36V207H35V205L37 204V202H36V204H35ZM37 204V205H38ZM34 207H35V209H34ZM1 209V208H0ZM30 209L28 208L26 211H30ZM2 210V209H1ZM2 211H4V210H2ZM1 211V213H0V215L3 213ZM259 239L261 240V242H259ZM244 240V242H243V244H242V241ZM242 241H241V243H239V246H246L247 248L248 247H253V246H255V244H261L262 242H263V240H264V238H263V240H262V238H258V242H257V240H253L252 238H246V239H243ZM251 242H252V244H251ZM255 243V244H254ZM264 243V242H263ZM246 244V245H245ZM258 247H260V246H258ZM233 257V256H232ZM234 257L236 258L237 256H235L234 255ZM242 258V257H241ZM238 259V260H237ZM246 260V264L248 263V264H251V263H253V264H262V263H264V260H262L261 259V262L262 263H258V262H260L259 260H256L257 258H242V261H241V259H240V257L238 258H236L235 260L233 259V264H241L240 262H242V263H244V261ZM248 259L251 261V260H253V261H251V262H248ZM244 260V261H243ZM238 262V263H237ZM244 263V264H245Z\"/></svg>",
  "mask_w": 264,
  "mask_h": 264
}]
</instances>
